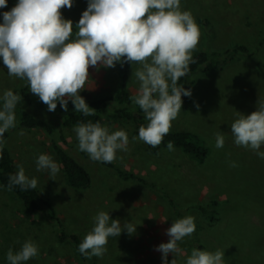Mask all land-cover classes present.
Returning a JSON list of instances; mask_svg holds the SVG:
<instances>
[{
	"label": "rangeland",
	"instance_id": "rangeland-1",
	"mask_svg": "<svg viewBox=\"0 0 264 264\" xmlns=\"http://www.w3.org/2000/svg\"><path fill=\"white\" fill-rule=\"evenodd\" d=\"M16 3L7 0V7L0 8V23L2 13ZM87 6L88 0H73L72 8H63L62 15L75 27ZM181 9L191 12L200 31L192 56L199 51L222 54L238 44L248 49L233 58L228 55L210 73L196 72L191 77L190 102L172 121L170 130L191 131L200 137L209 151L204 161L176 147L154 155L138 138L139 126L108 118L102 126L110 133L124 130L129 139L128 150H118L113 163L93 161L81 152L74 126L64 127L50 111H38V115L52 125V135L21 126L16 110V127L4 134V146L16 165H22L30 179H37V189L53 204L69 234H78L83 240L100 211L120 221V236L108 238L105 255L93 257L97 264H163L162 253L156 249L169 241L166 230L183 218L181 215L194 217L195 231L178 242L179 253L168 254V264L173 258L177 264H186L193 248L224 251V264H264V159L237 146L231 133L237 112L251 114L257 102L264 101V0H181ZM117 65L90 67L80 95L86 100L114 93ZM138 67L131 64L130 68L132 96L139 88L132 75ZM25 84V80L9 76L0 59V97L6 90L17 93ZM217 132L225 141L219 149L215 147ZM54 141L87 169L89 186L75 189L68 185L52 150ZM260 150L264 151V146ZM40 154L49 155L58 164L55 176L48 169H37ZM212 201L217 202L215 220L209 221L197 205ZM129 223L136 227L132 234L124 229ZM60 232L59 224L47 213L29 212L0 185V264H9L8 250L18 251L27 240L38 246V255L25 264H86L70 238L59 240Z\"/></svg>",
	"mask_w": 264,
	"mask_h": 264
},
{
	"label": "clouds",
	"instance_id": "clouds-1",
	"mask_svg": "<svg viewBox=\"0 0 264 264\" xmlns=\"http://www.w3.org/2000/svg\"><path fill=\"white\" fill-rule=\"evenodd\" d=\"M72 6L73 0H17L10 11L2 13L0 59L8 75L25 80L48 111H55L59 103L67 112L70 100L74 110L87 117L96 113L80 95L89 79V68L138 64L132 75L139 88L130 100L148 121L139 127L138 138L149 146H159L182 108V96H191L189 89L178 84L188 74L190 64L195 63L192 53L199 43V27L191 12L181 9V0H88L73 34V22L65 19L61 11ZM6 7L7 0H0V8ZM21 98L12 90L4 91L0 97V153L4 134L16 127L15 108ZM257 104L251 114L236 113L231 133L237 146L251 149L264 159V151L260 150L264 146V101ZM196 107L199 109L198 104ZM73 131L79 150L93 161L113 163L118 150H128L124 130L110 133L99 122L88 121L78 122ZM215 136V147L223 148V134L217 132ZM167 148L174 150L173 142L169 141ZM36 163L38 170L48 169L52 176L59 171L58 164L47 154H40ZM17 168L15 174L9 175L8 190L14 186L22 191L35 189L37 179L26 176L22 165ZM124 229L132 234L136 227L129 223ZM121 231L119 220L100 211L78 251L87 259L102 258L108 238L120 236ZM194 231L192 216L173 221L166 230L169 241L156 249L162 253L163 264H168L169 253L180 252L178 242ZM37 255L38 246L27 240L18 251L8 250L7 261L25 264ZM171 264H177V260L173 258ZM186 264H224V251L193 248Z\"/></svg>",
	"mask_w": 264,
	"mask_h": 264
},
{
	"label": "trees",
	"instance_id": "trees-1",
	"mask_svg": "<svg viewBox=\"0 0 264 264\" xmlns=\"http://www.w3.org/2000/svg\"><path fill=\"white\" fill-rule=\"evenodd\" d=\"M75 32L76 29L73 27V34H75ZM247 51V47L242 44L235 45L222 54L217 51H199L193 56L195 63L190 64L188 74L181 77L178 84L183 85L185 89H189L192 94L194 80L191 77L196 72L200 71L205 74L210 73L213 69L221 66V62L226 61L228 55L230 58H233L236 54L245 53ZM130 68L131 63H124L123 65L118 63V86L114 93L86 99V103L89 107L96 110L95 115L86 117L82 113L76 112L70 100L68 102L67 112L57 103V108L55 111H52V113L56 115L64 127L75 126L78 122L87 123L88 121H92L93 123L99 122L102 126L106 118L133 122L139 127L141 125L146 126L148 121L145 119L144 112L138 105L133 104L130 100V97H132L129 89ZM16 94L22 97L15 108L20 125L28 129H42L47 134L52 135L54 132L52 125L45 118L38 115V111H48V107L38 96L31 95L27 82ZM190 99L191 96H182V107H187ZM169 141L173 142L174 147L181 149L184 153L192 155L201 162L208 156V148L204 145L200 137L191 131L170 130L159 146L152 147L148 145L147 148L150 153L156 155L159 154L162 149L167 148ZM52 150L63 167L67 183L70 187L81 189L90 185L91 175L69 152L56 141L53 142ZM0 155H2V158H0V185L8 190L7 184L9 175L15 174L18 168L10 150L6 146H3ZM123 175L128 178L134 176L133 174ZM10 192L22 202L29 212L41 211L47 213L61 228L60 235L58 236L59 240L66 241L70 238L78 250V246L82 242L81 237L78 234H69L67 232L58 218L53 204L40 194L37 187L35 189L22 191L19 186H14ZM216 205L217 202L212 201L207 204H199L197 208L209 221H213L215 220ZM181 216L183 218L187 217L185 215ZM79 255L86 264H97L93 257L87 259L80 254V252Z\"/></svg>",
	"mask_w": 264,
	"mask_h": 264
}]
</instances>
